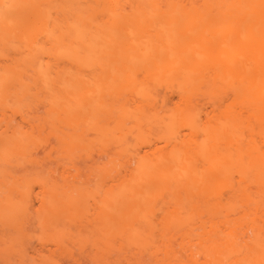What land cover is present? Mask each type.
Segmentation results:
<instances>
[{"label":"bare ground","instance_id":"bare-ground-1","mask_svg":"<svg viewBox=\"0 0 264 264\" xmlns=\"http://www.w3.org/2000/svg\"><path fill=\"white\" fill-rule=\"evenodd\" d=\"M0 177L16 264H264V0H0Z\"/></svg>","mask_w":264,"mask_h":264},{"label":"rangeland","instance_id":"rangeland-1","mask_svg":"<svg viewBox=\"0 0 264 264\" xmlns=\"http://www.w3.org/2000/svg\"><path fill=\"white\" fill-rule=\"evenodd\" d=\"M91 71H92V68H84L83 70H82V73L83 74H89V73H91ZM165 91V88L164 87H162V88H159V92L161 93V94H163V92ZM202 92H204L203 90L202 91H198V92H196L194 95H193V98H194V100H196V101H198V106H197V110H198V115H199V117H200V120H201V122L204 120V118H205V115L207 114V113H209L210 111H211V108H212V105H211V102H210V99L207 97V95H202ZM226 96H228V94L226 95H224V98L226 97ZM177 101V96L175 95V94H173L172 95V103L173 102H176ZM183 131H185V130H183ZM147 147H145V146H141V150H144V149H146ZM36 149H39L40 151H41V153H43V151H42V147L40 148H36ZM38 151V150H37ZM36 150H35V152H37ZM41 153H39V151H38V153L37 154H39V156L41 157ZM37 154H36V157H38L37 156ZM91 156V158L93 157H96V153H93L92 155H90ZM40 157H38V158H40ZM85 159L87 160V162H88V164H89V160H91V159H87L86 157H85ZM62 168H60V170H59V168H58V173H55V174H57V176H58V174H61L62 173V171L64 172V169H62ZM80 169H82V170H80ZM89 170V168H87V167H84V166H81L80 168H79V170H80V173H81V171H83L84 173V176L81 174L80 175V177L78 178V176L79 175H77V176H73L74 174H76L77 172L74 170V172L71 170V173L73 172L74 174L72 175V176H70V177H74L75 178V180L76 179H78V181H80L84 186H90V184H91V186L92 185H96V183H97V181H98V179H97V177H95V176H93V173H90L88 170ZM23 170V168H18V167H10V168H8V169H5L4 170V172H6V174H7V172H9V174H10V172H11V175H19L20 173H21V171ZM24 170H28V171H30V170H37L38 171V167H35V168H31V167H27V168H25ZM92 170V169H91ZM66 172H68V171H66ZM65 172V174L64 175H66V174H69V173H66ZM88 172L90 173V175L91 176H88L89 174H88ZM92 172V171H91ZM70 173V174H71ZM63 175V176H64ZM56 176V178H58L59 180L60 179H62L61 178V176L59 175L58 177ZM69 176V175H68ZM68 176H66V177H68ZM54 177H55V175H54ZM65 177V176H64ZM65 177V178H66ZM96 178V179H95ZM0 179H1V177H0ZM68 179H71V178H69L68 177ZM80 179V180H79ZM82 180V181H81ZM77 181V180H76ZM4 184V183H3ZM91 186H90V188H91ZM94 186H92V187H94ZM0 187H1V181H0ZM37 190H38V187H37V185H35V184H33L32 185V193H36L37 192ZM31 205H32V209L30 210L31 211V213H33L34 212V210L36 209V207H37V200L36 199H34L32 196H31ZM88 207L90 208V212L92 211V209H93V202H92V200H88ZM33 211V212H32ZM31 228H32V226H30ZM1 229H3V228H1L0 227V231H1ZM3 231V230H2ZM0 234H2V233H0ZM8 235V233H6V236ZM34 240V239H33ZM31 244V243H30ZM30 244H28V246L26 245V248L25 249H27L28 250V252H30V253H34V252H32V251H35L34 249H37V250H43V252L45 251L46 252V254H48V249L47 248H49V247H51L52 245H46V246H48V247H46V248H44V246L43 247H41L39 244H38V242L37 241H35L34 240V243L32 242V245H30ZM40 246V247H39ZM43 248V249H42ZM26 250V251H27ZM15 252H11V253H8L9 254V256L10 255H12L11 257H13L14 258V256H15V254H14ZM29 253V254H30ZM4 255H6V256H4ZM14 255V256H13ZM32 255V254H31ZM7 253L5 254V253H2V254H0V263L1 264H16V263H18V262H16V261H18V259H17V257L15 256V258L13 259V258H11V259H9L10 257L8 256V259L9 260H7ZM7 262H6V261ZM16 260V261H15ZM86 260L87 259H82V261H80V260H78V263L77 264H79L80 262H82V263H80V264H83V263H85L86 262ZM12 261V263H10ZM14 261V262H13ZM80 261V262H79ZM85 261V262H84ZM4 262V263H3ZM16 262V263H15ZM88 262H90L89 260L87 261V264H90V263H88Z\"/></svg>","mask_w":264,"mask_h":264}]
</instances>
